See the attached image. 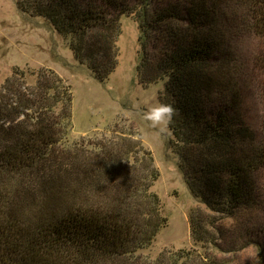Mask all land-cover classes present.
Wrapping results in <instances>:
<instances>
[{
  "label": "trees",
  "instance_id": "16d2710c",
  "mask_svg": "<svg viewBox=\"0 0 264 264\" xmlns=\"http://www.w3.org/2000/svg\"><path fill=\"white\" fill-rule=\"evenodd\" d=\"M13 1L99 81L116 63L120 18L135 19L139 82L163 84L158 101L177 109L166 145L201 207L189 213L200 250L143 256L167 226L152 155L125 134L70 143V88L51 71L30 85L15 70L0 84V264H220L206 253L218 248L211 215H250L263 195L264 134L244 115L239 46L264 41V0Z\"/></svg>",
  "mask_w": 264,
  "mask_h": 264
},
{
  "label": "rangeland",
  "instance_id": "374dc122",
  "mask_svg": "<svg viewBox=\"0 0 264 264\" xmlns=\"http://www.w3.org/2000/svg\"><path fill=\"white\" fill-rule=\"evenodd\" d=\"M119 26L116 63L104 80L99 81L75 60L67 43L45 20L22 14L13 0H0V84L15 70L23 72L30 85L35 84L37 73L51 71L72 93L70 143L117 138L120 134L139 140L152 155L159 172L152 192L161 200L163 216L167 219V226L143 256L156 259L161 254L180 250H200L191 239L189 213L201 207L189 194L167 149V134H160L142 118V112L158 101L163 84L149 87L140 84L137 69L142 53L138 23L131 16H122ZM239 47L248 69L244 115L249 127L263 135L264 41L247 36L241 39ZM253 58L257 60L254 64ZM149 96L150 104L146 105L143 101ZM259 183L263 195L257 211L237 216L235 220L211 215L214 226L210 231L218 248L209 246L206 253L220 264H256L259 247L264 261V177Z\"/></svg>",
  "mask_w": 264,
  "mask_h": 264
},
{
  "label": "clouds",
  "instance_id": "9594fccd",
  "mask_svg": "<svg viewBox=\"0 0 264 264\" xmlns=\"http://www.w3.org/2000/svg\"><path fill=\"white\" fill-rule=\"evenodd\" d=\"M155 95V92L152 93ZM151 96L146 98L143 103L150 104ZM177 115V109L171 103H161L157 101L155 104H151L147 107L146 111L142 112V118L148 123V125L158 130L160 134H169L170 125L173 122L174 116ZM256 264H264L260 256H255Z\"/></svg>",
  "mask_w": 264,
  "mask_h": 264
}]
</instances>
